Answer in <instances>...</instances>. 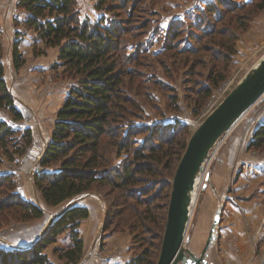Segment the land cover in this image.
I'll use <instances>...</instances> for the list:
<instances>
[{
	"label": "trees",
	"instance_id": "1",
	"mask_svg": "<svg viewBox=\"0 0 264 264\" xmlns=\"http://www.w3.org/2000/svg\"><path fill=\"white\" fill-rule=\"evenodd\" d=\"M129 2L136 6L138 0H95L94 8L111 13L124 10ZM252 4V7H241L246 12L235 20L242 24L245 22L242 20L264 9V0ZM133 5H130L132 9ZM226 5V0H214L206 6L207 11L216 14V27L207 29L206 33L212 39L220 35L221 49L214 51L215 64L208 74L210 85L198 87L199 106L225 79L224 54L235 50L234 41L238 36L224 22V17L219 16ZM17 7L25 11L26 17L22 21L15 18V26L22 22L26 30L35 33V46L43 45L37 53L44 54L46 48L57 47L59 66L74 81L56 112L50 139L32 172L34 186L48 206L96 191L113 196L104 234L110 233L112 226L118 231L129 229L140 249L127 264H155L172 177L190 131L181 121L172 125H132L128 129L124 125L127 117L137 116L138 111L137 103L124 90L126 78H134V72L127 66L134 58L125 52V33L131 31L134 14L132 11L127 16L118 13L116 21H109L104 15L93 20L81 16L78 0H18ZM246 27L245 23L243 29ZM20 33L16 30L12 43L16 70L25 64L21 37H17ZM183 33L178 22L170 24L164 41L168 51H177L176 47L184 39ZM2 37L0 23V161L2 157L15 161L30 147L33 134L30 127L17 128L7 119L22 121L25 114L16 104L5 78ZM225 43L228 51L224 50ZM185 47L181 49L187 50ZM138 134H144L141 141L136 138ZM247 148L264 152V119L255 128ZM112 153L118 158L125 154L118 166L113 163ZM15 188L12 174L0 176V225L43 218L44 209L23 198ZM89 214L85 204H68L32 244L0 246V264H54L45 249L62 235H67L68 243L65 247H55L54 252L68 263H78L84 247L79 227Z\"/></svg>",
	"mask_w": 264,
	"mask_h": 264
},
{
	"label": "rangeland",
	"instance_id": "2",
	"mask_svg": "<svg viewBox=\"0 0 264 264\" xmlns=\"http://www.w3.org/2000/svg\"><path fill=\"white\" fill-rule=\"evenodd\" d=\"M80 1L81 8L93 20L104 15L109 21H116L118 13L127 16L129 11H132V14H134V22L130 26L131 31L125 33L126 55H132L134 58L127 66L128 69L131 68L134 72V78L131 80L129 77L126 78L124 90L126 95L137 103L138 111L137 116L127 117L124 123L126 129L132 125L152 126L156 123L172 125L181 121L188 125L190 137L204 118L264 55V9L258 11L250 18L248 17V20H246L247 18L242 20L245 22L240 24L241 22L235 19L239 14L242 15L243 12H246V10H240V8L252 7V3L256 0H226L228 5L224 9H220L223 10L219 16L224 17V22L230 28H233L238 36L234 41L235 50L233 53L227 52L224 54L226 57V64L224 65L225 79L217 87L213 88L211 96L206 99L203 105L199 106L196 101L198 87L201 84L210 85L208 74L215 64L214 51L221 49L219 45L220 35H216L215 39H212L206 33L207 29L216 27V14L209 12V10L207 11L206 8L214 0H138L136 6L129 2L124 10H116L111 13L106 12L104 9L96 10L94 8L95 0ZM130 5H133V9ZM18 9L25 12L19 7ZM13 21L15 24V20ZM173 22L179 23L185 35L184 39L176 47L177 51L175 53L168 51L164 42L167 30ZM245 23L247 27L243 29ZM27 31L25 30V32ZM20 32L23 34L20 33L17 37H21V40H23L26 33L23 30ZM35 44L36 42H32V40L22 45L20 43L25 64L18 71L11 65L12 61L9 68L10 61L8 62L5 48L3 49L2 60L6 64L9 88L14 95L16 104L25 114V118L22 121L7 119L15 127L23 129L27 127V123L38 118V115L41 120H44V123H41L42 126L40 127L39 125V131L42 136L40 139L44 140V135L53 126L55 112L62 105L68 94L69 87L74 81L68 78L66 76L67 73L63 72L64 68L59 66L57 47L46 48V53L40 54L37 51L42 49L43 45L39 43L38 46H35ZM230 44L231 41L228 46ZM225 45L224 50L228 51L227 44L225 43ZM183 46H186L187 50L183 51L181 49ZM260 119H264V95L242 116L237 124L238 126L236 125V129L228 131L219 139L211 150L209 158L206 159L204 169L198 175L192 191L190 218L184 240L185 248L199 255L204 247L215 213L220 211L221 214V220L216 230V239L208 251L207 258L211 264H264V212H261V206L264 205V152L246 148L260 154L262 165L249 171L247 175L251 181L242 186L241 189H233V186L238 181L240 173L245 170L244 164L233 167L229 186L223 190V193L215 190V186L210 181V174L225 146L231 141L236 142L237 140L233 138L238 134L248 137ZM240 129L241 132H239ZM35 131H37L36 127ZM143 137L144 134L136 136L137 139H140L139 141ZM38 138L39 136L35 141L33 139L32 143L39 142L45 146V143ZM24 155L18 157L15 161L2 157V161H0V176L12 174L16 191L23 198L22 192L25 193L27 198L29 197L28 194H30L32 199H34L33 201L40 204L42 202L41 196L34 183L32 184L26 180L28 181V186L25 187L23 181L27 174L24 173L25 177H23V169L27 164L31 165V168L27 171L31 177L37 165L34 163V159L24 158ZM124 157L125 154L118 158L115 153H112L114 165L118 166ZM208 174L209 180H206ZM205 183H207L206 186ZM229 193L230 198L235 199L234 206L240 210V220L247 215L250 217H248L244 226L239 222V228H236V225L232 224V222L231 225L229 224L230 222L223 225L225 218L233 221L229 208L230 199L227 196ZM112 197H107L103 191H96L75 197L60 205L85 202L95 208L92 214L97 228L87 234L88 236L82 235L84 247L79 264L103 263L104 255L109 252L107 246L110 245L113 239L110 238L116 233L125 234L127 237L129 259L133 253H137L140 249L138 240L134 239L133 234L127 228L123 229L124 231H118L120 229H114L112 226L111 232L104 234V222L108 217L109 204ZM161 201L158 200V202ZM208 203H211L210 206ZM60 206L46 208L45 215L41 218L42 223L46 222V224L40 236L56 217L52 218L50 215H54L60 209ZM26 223H32V221L2 223L0 225V241L2 245H0L14 247L15 245L11 244L10 237L8 239L1 231L6 229V231L10 232L13 228L19 227L20 224ZM31 233H28L27 229H21L16 238L20 242L30 245L37 239L36 237L31 239L32 237H29ZM67 240V235L60 239L58 238L56 241L58 246L56 247H65L68 243ZM46 249L49 250L52 256L60 259L58 254L54 252L55 248L52 244Z\"/></svg>",
	"mask_w": 264,
	"mask_h": 264
},
{
	"label": "water",
	"instance_id": "3",
	"mask_svg": "<svg viewBox=\"0 0 264 264\" xmlns=\"http://www.w3.org/2000/svg\"><path fill=\"white\" fill-rule=\"evenodd\" d=\"M263 95L264 55L190 135L173 176L165 230L156 264H211L207 258L208 251L216 239L220 211L214 215L201 253L196 255L184 247L196 177L203 171L204 163L219 139ZM206 180H209V174Z\"/></svg>",
	"mask_w": 264,
	"mask_h": 264
},
{
	"label": "crops",
	"instance_id": "4",
	"mask_svg": "<svg viewBox=\"0 0 264 264\" xmlns=\"http://www.w3.org/2000/svg\"><path fill=\"white\" fill-rule=\"evenodd\" d=\"M17 2H18V0H0V23H1V27H2V36H3L2 37V43H3V49L5 48L6 58L8 59V62L10 61L9 62V68H10V63L12 61V43L16 39L15 32H16V30H19V29L23 30L24 32L26 30L24 28V25H23L22 22H21V24L19 26H15L14 21H13L14 18L18 19L19 21H22L26 17V13L23 12V11H20L18 9ZM78 2H79V9H80V12H81V16L82 17L89 16V14H86L84 12L83 8H81V1L78 0ZM21 30H19V31H21ZM25 33L26 34H25L23 40H21L22 41L21 45L23 43H25V42L30 41V40H32V42H35V39H36L35 38V33L32 30H28ZM20 49H21V52L23 53L22 47ZM4 65H5V78L7 80V71H6L5 62H4ZM11 65H13V61H12ZM13 68H14V65H13ZM7 82H8V80H7ZM56 112L54 114V120H53V123H52L53 126L51 127L50 131L48 133H46V135H44V140L40 139V138H42V136H41L40 131H39V125L41 127L42 126L41 123H44V120L43 119L41 120L40 117L37 115L38 118H35L34 121H30V123H27V127H30L31 130H32L34 141L37 140V137L39 136L38 139L43 141L45 143V145L47 144V142L50 139L52 130L54 128V123H55V120H56ZM240 119L238 120V122L240 121ZM261 120L262 119H260L259 122L254 126V129L252 130V132L250 133V135L248 137H244L241 134L236 135L233 139H235L237 141L236 142H232V141L229 142L225 146V148L221 151V154L219 156V160L216 161V164H215V166H214V168H213V170H212V172L210 174V181L215 186L214 187L215 190H218L219 192L221 191L223 193L224 192L223 190L226 189L229 186L230 176H232L233 167L234 166H237V165H240V164H244V166H245V170H243L240 173L238 181L233 186V189L234 188L235 189H241L242 186H245L247 183H250V181H251L250 178L247 175L249 173V171L251 169L254 170V169H256V167H259V166L262 165L261 161H260L262 159L260 157V154L256 153V152H252V151L246 149L248 143L251 140V137H252V134H253L255 128L258 126V124L260 123ZM238 122L234 125V127L231 130L236 129V125L238 124ZM35 127H36L37 131H35ZM239 132H241V129L239 130ZM30 168H31V165L29 166L27 164V166L23 169V177H25L24 173L25 174L27 173L26 174V178H24V180H23L24 184H25V187L28 186L27 185L28 181L33 184L32 177H31L30 173L27 172ZM26 180H28V181H26ZM20 191H22V190L20 189ZM22 193H23L24 198H26L28 200H31V201L34 200L30 196V194L27 193L29 195V197L27 198L25 193L24 192H22ZM227 196H229V199H230L229 208H230V214L233 216V221H231L230 219H226L225 218L223 225L228 223V222H230L229 224L231 225V222H232V224L234 223V225H236V228H239L238 227L239 226L238 223L241 222L243 224V226H244L245 223L247 222V219H248L249 215H247L245 218L240 220V216H239L240 215V210H239L238 207L234 206L235 199L234 198H232V199L230 198L231 197L230 193ZM33 198H35V197H33ZM41 200H42V202L40 204L38 202H36V201H33V202H36L38 205H40L44 209V211L46 210V208L56 207V206H48V205H46V203L44 202V200L42 198H41ZM65 202H67V201H65ZM63 203H61V204H63ZM61 204H59L57 206H60ZM82 204H85L89 208V211H90V214H89L88 218L82 220V222L80 224V227H79L80 233L82 235L86 236L87 234H90L91 231H94L97 228L96 223L93 220L94 217H93V214H92L93 210L95 211V208L92 207L90 204L85 203V202L82 203ZM210 204L211 203H208L209 206H210ZM66 205L60 206V209H58L55 212L54 215L51 214L50 216L52 218H54V216H57ZM261 212H264V205L261 206ZM45 224H46V222L42 223V220L40 218L38 220L33 221L32 223L20 224L19 227L17 226L16 228H13V230L10 231V232L6 231V229L2 230L1 233H3V235L8 237V239L10 237V239L12 241V243H11L12 245L24 246V245H27V244L20 242L16 238V235L19 233V231H21V229H27L28 233L32 232L30 234V236H29V237H32L31 239H33V237L38 238L40 236V234L42 233ZM34 228H35V231H34ZM238 231H240V229H238ZM63 236H65V235L60 236L59 239L61 237H63ZM85 238H87V237H85ZM110 239H112L111 242H110V245L107 246V249H108L109 252H107V254L104 255L105 256L104 262L101 263V264H127L130 253H129V250H128V246H129L128 239L125 236V234L116 233ZM26 243H28V242H26ZM0 244L2 245V242ZM52 246L54 248L56 246H58L57 242L56 243L55 242L52 243ZM45 251L47 252L48 256L51 258V260L54 262V264H73V263H68V262H66L63 259H58L57 257L52 256L49 253L48 249H46ZM76 264H79V263H76Z\"/></svg>",
	"mask_w": 264,
	"mask_h": 264
},
{
	"label": "built area",
	"instance_id": "5",
	"mask_svg": "<svg viewBox=\"0 0 264 264\" xmlns=\"http://www.w3.org/2000/svg\"><path fill=\"white\" fill-rule=\"evenodd\" d=\"M45 146L42 143L34 142L30 145L28 150L26 151L24 158H32L34 159V163L37 165L39 159L41 158L44 152Z\"/></svg>",
	"mask_w": 264,
	"mask_h": 264
},
{
	"label": "bare ground",
	"instance_id": "6",
	"mask_svg": "<svg viewBox=\"0 0 264 264\" xmlns=\"http://www.w3.org/2000/svg\"><path fill=\"white\" fill-rule=\"evenodd\" d=\"M199 175V174H198ZM198 175H197V177H196V180H197V178H198Z\"/></svg>",
	"mask_w": 264,
	"mask_h": 264
}]
</instances>
